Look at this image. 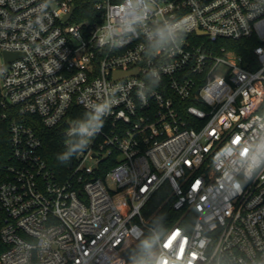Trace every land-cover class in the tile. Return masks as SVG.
Listing matches in <instances>:
<instances>
[{
    "label": "built area",
    "instance_id": "obj_1",
    "mask_svg": "<svg viewBox=\"0 0 264 264\" xmlns=\"http://www.w3.org/2000/svg\"><path fill=\"white\" fill-rule=\"evenodd\" d=\"M74 104L60 180L31 121ZM145 235V264H264V0H0V264H127Z\"/></svg>",
    "mask_w": 264,
    "mask_h": 264
},
{
    "label": "trees",
    "instance_id": "obj_2",
    "mask_svg": "<svg viewBox=\"0 0 264 264\" xmlns=\"http://www.w3.org/2000/svg\"><path fill=\"white\" fill-rule=\"evenodd\" d=\"M91 3H84L83 7H89ZM223 44L229 46L235 54L242 56L245 60H253V49L257 45L254 39L240 40V41H223ZM75 121L81 123L87 120V114L81 110L77 105H73L68 114V119H65L62 123L54 128L47 129L41 126L37 119L31 121L32 127L36 134L40 137L42 142L41 155L46 160L48 165L54 170L60 180H65L69 177L71 169L68 163L67 157V130L68 121ZM116 156L106 158L101 169L98 171V176L103 177L117 162ZM173 200L170 197V189L168 185H164L158 192L154 194L151 201L148 202L143 210L144 215L149 219L151 215L157 211L156 216L151 219V223L155 227L163 232L167 228L171 227L178 218V214L172 208ZM161 206L160 209H158ZM139 244L146 251V254L151 252L152 240L149 235H145L143 239L139 241ZM129 259L127 264H141L139 258V252L136 247H133L128 252Z\"/></svg>",
    "mask_w": 264,
    "mask_h": 264
},
{
    "label": "water",
    "instance_id": "obj_3",
    "mask_svg": "<svg viewBox=\"0 0 264 264\" xmlns=\"http://www.w3.org/2000/svg\"><path fill=\"white\" fill-rule=\"evenodd\" d=\"M72 10L74 11V8H72ZM71 14V13H70ZM69 15H67L65 17V19H68L69 18ZM4 56H5V59H7L6 61L9 62V61H13L15 59H17L20 55L19 54H11V53H4ZM136 71H128V72H118L115 74V77H121V76H127V75H130L131 73H134ZM68 151H67V157H68V163L69 164V167H72L73 163H74V156L75 154L80 151L82 149V146L78 140V137L76 135H72L69 137L68 139Z\"/></svg>",
    "mask_w": 264,
    "mask_h": 264
},
{
    "label": "rangeland",
    "instance_id": "obj_4",
    "mask_svg": "<svg viewBox=\"0 0 264 264\" xmlns=\"http://www.w3.org/2000/svg\"><path fill=\"white\" fill-rule=\"evenodd\" d=\"M86 164L94 167L95 161L89 159L86 161ZM135 247L138 249L139 252L140 263L141 264L150 263L151 261L150 258L153 252L151 253L150 256H147V254L145 253L146 251L143 250V247L139 244V242H135Z\"/></svg>",
    "mask_w": 264,
    "mask_h": 264
},
{
    "label": "clouds",
    "instance_id": "obj_5",
    "mask_svg": "<svg viewBox=\"0 0 264 264\" xmlns=\"http://www.w3.org/2000/svg\"><path fill=\"white\" fill-rule=\"evenodd\" d=\"M158 35L160 36L161 39L165 38V32L163 30L161 32H159Z\"/></svg>",
    "mask_w": 264,
    "mask_h": 264
}]
</instances>
